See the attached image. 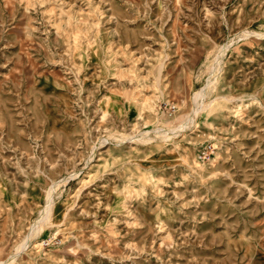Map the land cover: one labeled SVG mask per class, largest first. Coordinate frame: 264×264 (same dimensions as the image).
Masks as SVG:
<instances>
[{
    "label": "rangeland",
    "instance_id": "1",
    "mask_svg": "<svg viewBox=\"0 0 264 264\" xmlns=\"http://www.w3.org/2000/svg\"><path fill=\"white\" fill-rule=\"evenodd\" d=\"M0 264H264V0H0Z\"/></svg>",
    "mask_w": 264,
    "mask_h": 264
},
{
    "label": "bare ground",
    "instance_id": "2",
    "mask_svg": "<svg viewBox=\"0 0 264 264\" xmlns=\"http://www.w3.org/2000/svg\"><path fill=\"white\" fill-rule=\"evenodd\" d=\"M50 205H51V201L49 200V198H48V201H47V209H50ZM46 211V210H45ZM48 212V211H47ZM46 215H47V213H46ZM43 216V215H42ZM41 218V217H40ZM42 219H44L43 217H42ZM46 220V219H45ZM45 222V221H44ZM37 223V222H36ZM35 224V223H34ZM39 226H41L40 224H38V227ZM37 226H36V228H38ZM40 229V228H39ZM39 231V230H38ZM35 232V231H34Z\"/></svg>",
    "mask_w": 264,
    "mask_h": 264
}]
</instances>
